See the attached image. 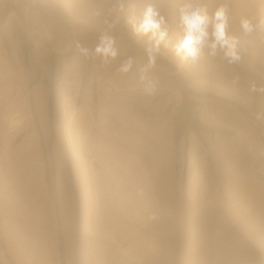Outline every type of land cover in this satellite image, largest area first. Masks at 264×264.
Masks as SVG:
<instances>
[{"label": "rangeland", "instance_id": "rangeland-1", "mask_svg": "<svg viewBox=\"0 0 264 264\" xmlns=\"http://www.w3.org/2000/svg\"><path fill=\"white\" fill-rule=\"evenodd\" d=\"M188 3L238 59L176 54ZM26 261L264 264V0H0V264Z\"/></svg>", "mask_w": 264, "mask_h": 264}, {"label": "clouds", "instance_id": "clouds-1", "mask_svg": "<svg viewBox=\"0 0 264 264\" xmlns=\"http://www.w3.org/2000/svg\"><path fill=\"white\" fill-rule=\"evenodd\" d=\"M164 23L163 17L151 6L143 13L140 24L136 27L138 34L149 35V39L154 41L153 47L158 50L159 44L167 37V30H161ZM180 28L183 31V39L175 46L177 55L183 54L184 58H195L205 47L215 55L219 47L224 51L226 57L232 60L238 59L236 51V38L228 32V14L225 6L218 7L211 14L206 5L195 6L192 3L186 4L180 9ZM241 28L245 32L253 30L251 22L247 19L241 20ZM114 41L110 37H101L100 43L95 47L94 53L105 61L114 59L117 51L114 48ZM84 55L88 54V49H81ZM149 66L154 65L155 57L152 49H149ZM131 67V62L121 67V71L126 72Z\"/></svg>", "mask_w": 264, "mask_h": 264}, {"label": "bare ground", "instance_id": "bare-ground-1", "mask_svg": "<svg viewBox=\"0 0 264 264\" xmlns=\"http://www.w3.org/2000/svg\"><path fill=\"white\" fill-rule=\"evenodd\" d=\"M251 15H253V14H251ZM226 69H227V68H226ZM227 72H229V70H228ZM226 91H227V90H226ZM228 92H229V91H228ZM237 101H238V100H237ZM205 103H206V102H205ZM210 109H211V108H210ZM208 110H209V109H208ZM218 112H219V111H218ZM221 115H222V114H221ZM202 116H203V115H202ZM216 116H217V114H216ZM208 119H209V118H208ZM128 160H129V159H128ZM131 162H132V161H131ZM119 170H120V169H119ZM111 178H112V177H111ZM120 178H121V177H120ZM112 179L114 180V178H112ZM130 179L132 180V178H130ZM133 180L135 181V179H133ZM133 180H132V181H133ZM108 181H109V180H108ZM111 181H112V180H111ZM136 182H137V181H136ZM136 182H134V183H136ZM108 183H109V182H108ZM111 184H114V183L111 182ZM111 184H110V185H111ZM132 185H133V184H132ZM137 185H139V183H138ZM111 187H112V186H111ZM113 187H114V186H113ZM139 187H140V186H139ZM139 187H138V190H139ZM9 188H10V187H9ZM136 188H137V187H136ZM111 189H112V188H111ZM132 189H133V188H132ZM156 189H157V188H156ZM114 191H115V189H114ZM136 191H137V190H136ZM111 192H112V191H111ZM134 192H135V191H134ZM137 192H138V191H137ZM150 192H151V191H150ZM122 193H123V192H122ZM139 193H140V192H139ZM151 193H152V192H151ZM107 194H108V193H107ZM112 194H113V193H112ZM117 194H118V193H117ZM117 194H116V195H117ZM137 195H138V194H137ZM150 198H151V197H150ZM110 199H111V198H110ZM125 200H126V198H125ZM129 201H130V200H129ZM155 201H156V200H155ZM153 203H154V202H153ZM153 203H151V206H153V205H152ZM125 204H126V203H125ZM164 205H165V204H164ZM114 206H115V205H114ZM116 206H117V205H116ZM4 208H5V207H4ZM7 208H8V206H7ZM153 208H154V207H153ZM8 209H9V208H8ZM10 209H11V208H10ZM10 209H9V210H10ZM12 210H13V209H12ZM12 210H11V211H12ZM7 211H8V210H7ZM14 211H16V210H14ZM2 212H3V211H2ZM5 212H6V211H5ZM12 212H13V211H12ZM7 214H8V213H7ZM9 214H11L10 211H9ZM9 214H8V215H9ZM12 214L14 215V212H13ZM112 214H113V213H112ZM125 215H126V214H125ZM11 216H12V215H11ZM102 216H104V215L102 214ZM106 216H107V214H106ZM106 216H105V217H106ZM122 216H123V215H122ZM17 217H20V216H17ZM125 217H126V216H125ZM108 218H109V216H108ZM99 219H100V218H99ZM105 219H106V218H104V220H105ZM102 220H103V219H102ZM106 220H107V219H106ZM110 220H111V219H110ZM7 221H8V220H7ZM99 221H100V220H99ZM108 221H109V220H108ZM14 222H15V221H14ZM112 222H113V220H112ZM19 223H20V222H18V224H19ZM29 223H30V222H29ZM106 223H107V221H106ZM3 224H4V223H3ZM15 224H16V223H15ZM102 224H103V223H102ZM19 225H20V224H19ZM110 225H111V224H110ZM113 225H115V224H113ZM98 226H99V225H98ZM24 227H25V226H24ZM24 227H23V228H24ZM27 227H28V226H27ZM27 227H25V228H27ZM106 227H107V226H106ZM113 227H115V226H113ZM17 228H18V226H17ZM102 228H103L102 230L104 231L103 233H107V232H105L106 230H104V227H102ZM18 229H20V228H18ZM12 230H13V228H12ZM12 230H10V231H12ZM28 230H31V229H28ZM110 230L113 231V228H112V229L110 228ZM15 231H16V230H15ZM114 231H116V230H114ZM114 231H113V233H114ZM2 232H3V231H2ZM117 232H118V230H117ZM3 233H4V232H3ZM103 233H101V234H103ZM4 234H6V233H4ZM16 234H17V233H16ZM98 234H99V233H98ZM108 234H109V233H108ZM119 234H120V233H119ZM104 235H105V234H104ZM125 235H126V234H125ZM125 235H124V236H125ZM14 236H15V235H14ZM17 236H18V235H17ZM109 236H111V235H109ZM126 236H127V235H126ZM128 236H129V235H128ZM4 237H5V235H4ZM6 238H7V235H6ZM102 238H103V237H102ZM104 238H105V237H104ZM112 238H113V237H112ZM118 238H119V236H118ZM20 239H21V238H20ZM22 240H23V239H22ZM94 240H95V239H94ZM105 240H106V239H105ZM107 240H108V239H107ZM133 240H135V239H133ZM136 240H137V239H136ZM139 241H140V240H139ZM22 242H23V241H22ZM111 242H112V241H111ZM126 243H127V242H126ZM134 243H135V242H134ZM141 243H142V242H141ZM10 244H11V243H10ZM131 244H132V243H131ZM8 245H9V244H8ZM8 245H7V246H8ZM11 245H14V244H11ZM15 245H16V244H15ZM136 245H137V244H135L134 247H135ZM126 246H128V245L126 244ZM137 246H138V245H137ZM139 246H140V244H139ZM13 247H15V246H13ZM7 248H8V247H7ZM15 248H16V247H15ZM18 248H20V247H18ZM132 248H133V247H132ZM10 249H11V248H10ZM133 249H134V248H133ZM135 249H137V248H135ZM18 250H19V249H18ZM95 250H96V249H95ZM137 250H138V249H137ZM20 251H21V250H20ZM133 251H134V250H133ZM12 252H13V251H12ZM18 252H19V251H18ZM22 252H24V251H22ZM22 252H21V253H22ZM109 252H110V251H109ZM134 252H136V251H134ZM134 252H133V254H134ZM13 253H14V252H13ZM98 253H99V252H98ZM101 253H102V251H101ZM139 253H141V252H139ZM14 254H15V253H14ZM107 254H108V253H107ZM22 255H24V253H22ZM27 255H28V254H27ZM135 255H137V254H135ZM13 256H14V255H13ZM103 256H104V255H103ZM133 256H134V255H133ZM14 257H15V256H14ZM23 257H24V256H23ZM26 257H29V256H26ZM101 257H102V256H101ZM20 258H21V257H20ZM20 258L17 257V259H20ZM103 258H104V257H102L101 259H103ZM21 259H22V258H21ZM25 259H26V258H25ZM25 259H23V261H24ZM27 259H28V258H27ZM29 259H30V258H29ZM36 260H38V259H36ZM36 260H35V261H36ZM90 260H91V259H90ZM26 262H27V261H26ZM31 262H32V260H31ZM23 263H24V262H23ZM27 263L29 264V262H27ZM99 263H100V262H99Z\"/></svg>", "mask_w": 264, "mask_h": 264}, {"label": "built area", "instance_id": "built-area-1", "mask_svg": "<svg viewBox=\"0 0 264 264\" xmlns=\"http://www.w3.org/2000/svg\"><path fill=\"white\" fill-rule=\"evenodd\" d=\"M58 84L57 85H59L60 87H62L63 86V81L60 79V80H58V82H57Z\"/></svg>", "mask_w": 264, "mask_h": 264}]
</instances>
